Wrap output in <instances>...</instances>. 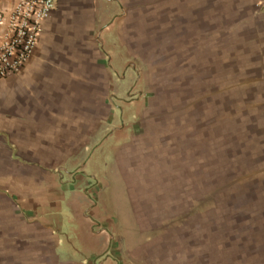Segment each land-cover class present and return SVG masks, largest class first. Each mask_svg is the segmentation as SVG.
<instances>
[{"label":"rangeland","instance_id":"rangeland-1","mask_svg":"<svg viewBox=\"0 0 264 264\" xmlns=\"http://www.w3.org/2000/svg\"><path fill=\"white\" fill-rule=\"evenodd\" d=\"M120 1L139 17L136 73L122 96L139 141L123 153V173L100 151L88 168L111 182L103 193L111 207L101 209L116 218L121 237L134 234L135 218L149 241L137 243H146V253L122 243L127 256L115 258L121 264H264V43L252 52V40L243 41L244 49L237 41L225 48L212 32L195 41L192 17L174 31L171 20L183 18L191 0ZM220 63L227 68L215 72ZM9 163L0 160V167ZM67 237L65 225L61 246L73 251ZM35 242L26 239L23 264H65L48 249L35 255ZM19 257L10 249L6 263L18 264Z\"/></svg>","mask_w":264,"mask_h":264},{"label":"crops","instance_id":"crops-1","mask_svg":"<svg viewBox=\"0 0 264 264\" xmlns=\"http://www.w3.org/2000/svg\"><path fill=\"white\" fill-rule=\"evenodd\" d=\"M15 1L0 0V10L9 13ZM54 2L27 64L0 79V160L11 162L0 167V261L8 264L10 249L22 260L28 238L39 242L35 255L48 249L61 263L121 264L115 257L127 256L122 243L146 247L137 243L149 238L138 233L135 218L134 234L121 237L116 218L101 209L111 207L103 194L111 182L88 167L106 152L123 173V153L137 148L122 96L136 73L138 13L120 0ZM182 9L185 16L171 20L174 31L192 17L195 41L212 32L225 48L237 41L244 49L252 40V52L264 43V0H191ZM225 68L220 63L215 72ZM65 225L73 251L61 246ZM107 252L115 260L99 258Z\"/></svg>","mask_w":264,"mask_h":264},{"label":"built area","instance_id":"built-area-1","mask_svg":"<svg viewBox=\"0 0 264 264\" xmlns=\"http://www.w3.org/2000/svg\"><path fill=\"white\" fill-rule=\"evenodd\" d=\"M54 8V0H16L9 13L0 10V79L24 68Z\"/></svg>","mask_w":264,"mask_h":264}]
</instances>
